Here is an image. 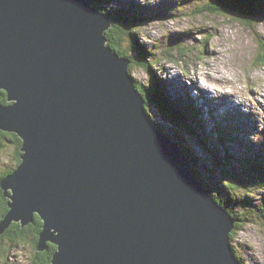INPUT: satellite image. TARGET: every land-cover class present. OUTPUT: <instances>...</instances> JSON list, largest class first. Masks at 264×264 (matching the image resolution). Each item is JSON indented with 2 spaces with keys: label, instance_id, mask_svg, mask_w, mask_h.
Returning a JSON list of instances; mask_svg holds the SVG:
<instances>
[{
  "label": "water",
  "instance_id": "1",
  "mask_svg": "<svg viewBox=\"0 0 264 264\" xmlns=\"http://www.w3.org/2000/svg\"><path fill=\"white\" fill-rule=\"evenodd\" d=\"M112 25L89 0H0V131L22 140L0 235L39 215L52 264H242L231 215L152 121Z\"/></svg>",
  "mask_w": 264,
  "mask_h": 264
},
{
  "label": "rangeland",
  "instance_id": "2",
  "mask_svg": "<svg viewBox=\"0 0 264 264\" xmlns=\"http://www.w3.org/2000/svg\"><path fill=\"white\" fill-rule=\"evenodd\" d=\"M106 1L113 14L138 18L123 44L134 58L130 73L149 93L150 85L163 88L169 102L147 103L152 121L187 147L215 199L232 192L238 219L219 203L234 229L237 220L243 225L233 240L230 233L233 252L242 264H264V176L245 172L250 165L264 168V12L254 10L257 17L247 23L237 10L210 12L205 6L212 0ZM169 107L173 119L163 116ZM0 141V171L13 170L17 147L10 136ZM240 182L242 189L229 190ZM34 255L26 242L2 240L0 264H29Z\"/></svg>",
  "mask_w": 264,
  "mask_h": 264
},
{
  "label": "trees",
  "instance_id": "3",
  "mask_svg": "<svg viewBox=\"0 0 264 264\" xmlns=\"http://www.w3.org/2000/svg\"><path fill=\"white\" fill-rule=\"evenodd\" d=\"M89 1L95 7L99 8L101 11L107 13L113 18V25L111 26L109 30L106 31V36L108 38V44L113 49L117 50L121 54V56H125L131 59L132 61L130 65V72H131V67L134 65V61H133L134 58L130 56L128 51H126L123 48V44L125 43L126 36H129L132 30L133 22L136 21L138 18H136L135 14H134L135 16H128V17H125V16L122 17V16H118L117 14H113V11H110L107 7L103 5L105 2H107L106 0H89ZM205 8L210 10V12H214V13H228L230 11L237 10L236 12L240 14L241 18L245 22L253 23V18L257 17V15L254 13V10H256L255 12L257 14H259L260 12H264V0H212L209 5L206 4ZM136 63L141 64V62H136ZM144 66H146V64H144ZM134 81L137 85V88L140 90V92L144 95L146 99V107H147V103L150 100L154 101L155 104L157 103L156 104L157 106H159V103L169 104L166 94L162 90L163 88L162 89L157 88L156 90L154 86L150 85L151 87L150 90L152 92L149 93V88L142 87L135 79ZM0 100L5 104L9 103L6 91L4 90L0 91ZM161 106L159 107L163 108ZM172 108L174 109V107ZM172 108L169 107L167 108L166 112H163V116L165 118H169V119L174 118ZM191 110L193 111V113H195V111L192 108ZM187 112H184V113L188 115H191L192 113L191 111H187ZM184 113L182 112L183 116L186 117V114L184 115ZM193 121L199 123L200 129L202 130V133H204L205 130L201 124L202 122L198 120L197 117L195 118V120L193 119ZM8 136H10V141L13 142L17 147V164L19 165L21 162L22 140L15 133L0 131V139L3 137L6 138ZM0 144H1V141H0ZM185 149H187L186 146H185ZM185 152L187 153V150ZM246 169L247 170L245 172L251 173L252 178L255 174H257L258 176H264L263 175L264 168H258V164H255L253 166L252 165L247 166ZM13 170H6L3 172L0 171V221L8 213L9 201H10V199L4 193L3 187L1 185V181L7 174L11 173ZM233 180L238 181L239 179L237 178V176H233ZM228 187H229V190L231 189L233 192L236 191L235 189L243 188L241 182L239 184L237 183L231 184ZM227 197L228 198L224 197V199L219 197L218 201L221 204H223L227 209H229V211H231L234 217L238 219L239 218L238 213L235 212L230 205L231 203L230 198L232 199V192H230L227 195ZM42 226H43V221L38 215H36L35 221L27 226H22L21 223L14 222L11 225V227L2 236H0V252H2V240L4 238H9L10 240L16 241L17 243L26 242L32 246L35 252V255L31 259V263L29 264H52L53 254L56 252L57 246L49 243L48 249L46 251L38 250V241L40 237V232L42 230ZM241 229H243V225L239 222V220H237L235 229L233 230V233L231 235L232 240L235 238L236 233L240 231Z\"/></svg>",
  "mask_w": 264,
  "mask_h": 264
},
{
  "label": "bare ground",
  "instance_id": "4",
  "mask_svg": "<svg viewBox=\"0 0 264 264\" xmlns=\"http://www.w3.org/2000/svg\"><path fill=\"white\" fill-rule=\"evenodd\" d=\"M196 123L198 124V126H200L198 122H194V125H195ZM195 127H196V126H195ZM203 127H204V126H203ZM204 129H205V127H204ZM164 132H165V131H164ZM201 132H202V131H201ZM168 136H169V135H168ZM169 137L173 140V138H172L171 136H169ZM173 141H175V140H173ZM175 143L179 144V145L182 147V149H183L184 152L186 151L185 146H184L183 144H181L180 142H176V141H175ZM185 153H186V152H185ZM186 155H187V153H186ZM189 160H191V158H190Z\"/></svg>",
  "mask_w": 264,
  "mask_h": 264
}]
</instances>
